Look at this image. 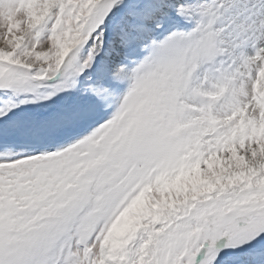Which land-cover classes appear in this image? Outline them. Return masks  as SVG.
Masks as SVG:
<instances>
[{
	"label": "snow or ice",
	"instance_id": "6c2138e0",
	"mask_svg": "<svg viewBox=\"0 0 264 264\" xmlns=\"http://www.w3.org/2000/svg\"><path fill=\"white\" fill-rule=\"evenodd\" d=\"M0 264H264V0H0Z\"/></svg>",
	"mask_w": 264,
	"mask_h": 264
}]
</instances>
